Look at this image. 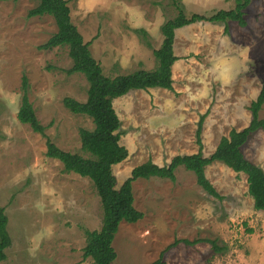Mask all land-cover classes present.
Here are the masks:
<instances>
[{"label":"rangeland","instance_id":"obj_1","mask_svg":"<svg viewBox=\"0 0 264 264\" xmlns=\"http://www.w3.org/2000/svg\"><path fill=\"white\" fill-rule=\"evenodd\" d=\"M68 1L73 23L109 76L154 69V49L164 39L161 26L178 13L172 0ZM182 1L189 17L236 6V0ZM36 5V0H0V206L6 208L12 238L0 264H92L83 253L86 229L102 225L100 197L88 177L66 171L62 161L47 155L49 138L88 156L80 130L92 129L93 120L68 109L64 98L86 101L89 83L84 74L67 72L73 64L67 46L39 48L57 25L51 15L30 17ZM245 17L244 26L202 20L177 29L173 89H134L114 100L120 142L129 150L113 166L117 187L149 159L164 165L177 154L198 152L203 114L206 156L231 129L250 123V104L264 85V0H252ZM24 76L44 134L18 117ZM243 151L264 170V131L254 133ZM205 174L221 199L183 166L175 181L138 178L135 206L143 218L121 223L114 264H150L161 255L168 264H264V209L255 208L246 174L222 161L210 164Z\"/></svg>","mask_w":264,"mask_h":264},{"label":"trees","instance_id":"obj_2","mask_svg":"<svg viewBox=\"0 0 264 264\" xmlns=\"http://www.w3.org/2000/svg\"><path fill=\"white\" fill-rule=\"evenodd\" d=\"M10 1V0H2ZM17 1V0H12ZM37 5L28 12L30 17L51 15L57 25V31L39 48L52 49L57 46H67L73 60L72 67L67 72H79L86 77L89 88L86 101L74 97H65L64 104L74 113L88 115L92 118L94 127L80 130L82 149L88 153H80L62 149L49 138L47 139V155L63 162L68 172H76L93 181L100 197L103 218L99 229H86L87 242L84 247V257L92 258V264H114L117 252L113 242L123 221L135 223L143 218V213L135 206L134 182L138 178H166L175 181V173L181 166L192 171L197 182L205 191L217 198H222L214 184L205 174L206 168L215 161H222L237 173L247 176L248 192L254 199L256 209H264V170L261 166L248 159L243 146L249 138L259 130L264 131V118L260 111L264 105V85L257 97L252 100L250 110L252 119L241 130L231 129L228 135L221 137L215 150L209 155L202 151L201 133L205 115H201L198 127V143L201 149L196 153L177 154L167 164L160 165L149 159L132 169L120 187H117L113 166L124 161L128 148L121 144V119L114 106V100L134 89H149L162 87L173 89L172 66L178 59L174 50V38L177 29L196 21L227 22L237 21L246 25L245 9L252 0H236V6L231 9H220L206 16L198 13L190 17L185 12L182 0H172L178 10L176 17L169 19L161 26L164 39L162 45L154 49L157 65L154 69H137L127 74L116 76L106 75L103 67L93 56L89 42L84 41L78 27L71 18V8L68 0H36ZM29 85L26 76L23 78V93L18 112L19 119L30 124L37 132L45 133V125L39 120L32 102L29 99ZM9 217L6 208L0 206V262L7 258L6 250L12 245L8 230ZM186 244H194L197 240L182 239ZM180 242L177 240L175 244ZM216 249H221L213 241ZM150 264H168L161 255Z\"/></svg>","mask_w":264,"mask_h":264}]
</instances>
